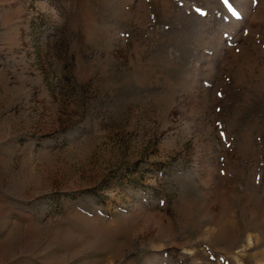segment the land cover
<instances>
[{"label": "rangeland", "instance_id": "1", "mask_svg": "<svg viewBox=\"0 0 264 264\" xmlns=\"http://www.w3.org/2000/svg\"><path fill=\"white\" fill-rule=\"evenodd\" d=\"M0 264H264V0H0Z\"/></svg>", "mask_w": 264, "mask_h": 264}]
</instances>
